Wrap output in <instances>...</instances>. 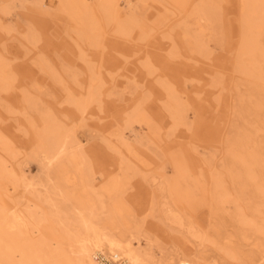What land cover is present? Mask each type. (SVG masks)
Returning a JSON list of instances; mask_svg holds the SVG:
<instances>
[{"label":"rangeland","instance_id":"obj_1","mask_svg":"<svg viewBox=\"0 0 264 264\" xmlns=\"http://www.w3.org/2000/svg\"><path fill=\"white\" fill-rule=\"evenodd\" d=\"M258 49L251 0H0V219L42 232L2 224L0 264H78L81 215L162 264H264Z\"/></svg>","mask_w":264,"mask_h":264},{"label":"bare ground","instance_id":"obj_2","mask_svg":"<svg viewBox=\"0 0 264 264\" xmlns=\"http://www.w3.org/2000/svg\"><path fill=\"white\" fill-rule=\"evenodd\" d=\"M251 4L254 12H256L257 8L261 7L264 13V8L262 7L260 0H251ZM198 25H200L199 22ZM256 58L264 67L263 49H258ZM48 131L49 132H47L46 135H50L51 138L49 141V149L45 154V158L48 164H52L65 153L68 147L66 144L67 140L60 127L54 130L48 129ZM27 185L28 187L34 188L35 183L34 181H32V179H29ZM168 202L169 201H167V203ZM7 211L9 213L6 215V217L3 216L4 218L0 219V226L4 223L8 224L11 228L22 226L32 237L37 239L40 238V236L42 235V232L40 231L41 227L39 228V225L30 219V215L24 212L25 210H23V208H8ZM81 217V224L84 226V229L86 231L85 235H82L83 233L78 229V231L74 233L75 238L73 239V230L70 228L67 229L68 236L71 239V242L67 244L68 252L72 256L73 260L78 264H111V262H119L117 264H162V258L157 256V252L161 251V249L157 250L156 246L150 245L151 240L149 238H141L139 236H136L134 233L129 234L127 237L120 238L113 233L106 231L105 227L99 220L95 222L91 217L86 218L83 215H81ZM89 229L93 230L92 234H89ZM144 241L145 244H143ZM179 264L192 263L188 260L181 259Z\"/></svg>","mask_w":264,"mask_h":264}]
</instances>
